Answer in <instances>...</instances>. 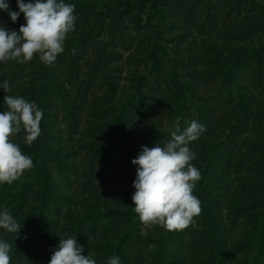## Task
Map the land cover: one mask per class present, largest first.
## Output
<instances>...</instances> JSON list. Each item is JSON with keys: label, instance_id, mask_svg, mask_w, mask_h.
<instances>
[{"label": "trees", "instance_id": "1", "mask_svg": "<svg viewBox=\"0 0 264 264\" xmlns=\"http://www.w3.org/2000/svg\"><path fill=\"white\" fill-rule=\"evenodd\" d=\"M65 1L79 14L53 66L36 55L25 63L0 62V81L10 84L8 92L0 88V112L5 95L43 110L31 146L23 131L11 137L34 167L0 185V206L21 224L19 233L0 229L11 245L10 264H48L60 236L68 235H76L96 264L113 255L122 264H264V3ZM1 16L0 25L19 30L22 23ZM208 29L213 34L204 37ZM70 88L73 96L58 99ZM89 94L91 116L84 117ZM58 100L69 111L65 127ZM193 119L207 129L190 144L191 163L201 173L193 190L201 212L180 231L145 225L131 198L137 168L131 161L141 145L169 140L177 120L183 128ZM75 132L79 153L71 143ZM246 148L260 155L236 159V149ZM72 172L84 176L83 189L93 192L89 202L73 206L79 182ZM224 211L231 228L222 223ZM103 215L115 227L102 224Z\"/></svg>", "mask_w": 264, "mask_h": 264}, {"label": "clouds", "instance_id": "2", "mask_svg": "<svg viewBox=\"0 0 264 264\" xmlns=\"http://www.w3.org/2000/svg\"><path fill=\"white\" fill-rule=\"evenodd\" d=\"M18 10H12L10 0H0V10L7 11L15 23L23 14L25 23L19 30L0 25V62L14 60L29 62L34 55L45 65L53 66L59 54L65 51L67 35L75 30V5L65 0H16ZM0 88L10 91L7 79ZM4 111L0 112V185H12L26 170L34 167L30 156L22 153L12 135L24 132V143L31 146L40 136L43 110L35 101L22 96L5 95ZM179 120L169 128L170 139L155 146L141 145L132 159L136 165L132 193L134 211L143 224L159 225L169 231L186 228L201 212L199 198L194 195L200 170L191 161L196 153L190 148L193 141L206 132V126L197 120ZM0 229L18 232L21 224L8 208L0 206ZM48 264H96L76 235L60 236ZM11 245L0 239V264H10ZM105 264H122L119 256L107 258Z\"/></svg>", "mask_w": 264, "mask_h": 264}, {"label": "rangeland", "instance_id": "3", "mask_svg": "<svg viewBox=\"0 0 264 264\" xmlns=\"http://www.w3.org/2000/svg\"><path fill=\"white\" fill-rule=\"evenodd\" d=\"M72 0H69V2H71ZM73 1H75V0H73ZM72 1V2H73ZM85 1V0H84ZM259 2H261V3H264V0H258ZM66 2V1H65ZM10 7H11V9L12 10H18V6H17V3H16V0H10ZM181 10V9H180ZM183 10L184 9H182V12H183ZM1 11V14H2V16H1V20L3 19V17H4V14L6 13V14H8V12L7 11H4V10H0ZM75 11H76V9H75ZM74 11V13H75V15L77 16V14H79V13H77V12H75ZM200 18H201V20H203V21H206V17H201L200 16ZM6 21L8 20V18L6 17V19H5ZM109 20V18L105 21V22H107ZM4 21V20H3ZM5 22V21H4ZM18 23H25V20H24V17H23V14L21 13V16L18 18V20L14 23H12L13 25L14 24H18ZM105 26V25H104ZM105 32V31H104ZM210 34H213V31L211 30V29H208V30H206L205 32H204V37H206V36H209ZM197 35H199V34H194L192 37L194 38L195 36H197ZM217 35V34H216ZM222 36L223 35H221V38H222ZM192 38V39H193ZM197 44H200V42H201V38L199 39V37H197ZM181 46L182 47H184V43L183 44H181ZM204 50H207V48L206 49H204ZM127 54V53H126ZM125 54V55H126ZM203 59H205V57H200L198 60H203ZM124 61V57H122V59L120 60V61H118V62H121V61ZM204 63V61L202 62V64ZM25 74H29V72H24ZM84 76H82V78H83ZM92 82V85H95L96 84V80H92L91 81ZM213 85V84H212ZM66 86L69 88L70 86L68 85V84H66ZM208 91H210L211 90V88H213L211 85H208L207 87H205ZM92 89L93 88H91V89H89L90 90V92H92ZM72 94V96L75 94L74 93V90H72L71 88L70 89H65V90H63V91H60L59 93H58V96H59V98L58 99H60V98H62V97H66V95H67V97L69 96V95H71ZM90 95V94H89ZM92 95H90V98H88V97H86V102L87 103H85V101L83 100V104H84V107L82 108L83 109V111L82 112H84V113H82V115L84 116V117H89V116H91V114H89L88 113V108L90 109L91 107V105H93V102H92ZM81 98H83V99H85L84 97H81ZM58 102H59V100H58ZM57 112H58V114H59V120H60V125H61V127H65V122L63 121V120H65V121H67L65 118H63V114H66V113H68L69 111H68V109H67V107H65V104H63V103H61L60 104V102H59V107L57 108ZM74 139H72L71 140V143L72 144H74L75 145V147L77 148V151H76V153H79V152H82V150L79 148L80 146H82V145H79L80 144V140L78 139V134H77V132H75L74 133ZM87 139V138H86ZM88 140V139H87ZM89 141V140H88ZM83 147V146H82ZM247 149V148H246ZM236 151H237V153L236 154H234V156H235V158L236 159H238V160H243V162H246L247 160H249V159H251V158H253V155L252 154H255V155H257V154H259L260 155V152L258 153L257 151H255V150H253V149H247V150H243V149H241V151H238V149H236ZM99 162L98 161H96V164H98ZM98 168V167H97ZM78 171V170H77ZM73 172H75V170H73ZM72 172V176L74 177L75 175L77 176V179H78V182H79V188L77 187V184H75V186L73 187V191L76 193V195H77V197L75 198V200L73 201L74 202V204H73V206H75V204H77V202L78 201H82L84 198H87V197H89L90 199L92 198L91 197V195H92V193L93 192H91V190L90 189H88V188H84L83 189V187H82V185H81V183H80V180H81V178L82 177H84L83 175H81V174H79V173H73ZM71 173V172H70ZM89 198H87V201L89 202ZM81 209V208H80ZM63 210L65 211V207L63 208ZM81 211L82 212H85V209H81ZM55 214H56V212H54ZM222 215H223V217H220L221 218V220H223V225L225 226V227H232V225H229V224H227V221L229 220L227 217H226V211H224V212H222ZM63 218V217H62ZM110 219L111 218H109V217H107L106 215H103L102 217H101V219H100V222L102 223V224H108V226L109 227H115V225H116V223L113 221V222H111L110 221ZM146 225V224H145ZM147 225H149V224H147ZM194 225H196V221L193 223V226ZM196 228H197V226H196Z\"/></svg>", "mask_w": 264, "mask_h": 264}]
</instances>
